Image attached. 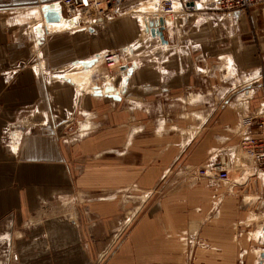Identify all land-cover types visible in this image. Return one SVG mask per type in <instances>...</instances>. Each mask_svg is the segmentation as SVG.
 <instances>
[{"label":"crops","instance_id":"obj_1","mask_svg":"<svg viewBox=\"0 0 264 264\" xmlns=\"http://www.w3.org/2000/svg\"><path fill=\"white\" fill-rule=\"evenodd\" d=\"M56 1L0 0V222L12 216L22 219L40 203H48L77 187L80 192L98 191L99 196L89 198L83 218L81 215L68 218L74 229L82 226V220H87V228L103 227L107 220L117 226L119 218L113 213L114 202L122 187L139 184L143 189H168L174 182L165 180L178 156L184 155L185 163L209 168L216 160L222 164V154L232 155L231 149L226 151L228 146L218 150L210 146L209 138L187 148L188 153H181L179 147L190 143L193 133L189 137L176 134L179 138L164 134L163 127L169 125L166 119H160L158 132L151 133L149 128L156 119L138 121V118L150 115L151 111H165L166 105L172 101L176 104V100L185 97L192 99L191 106L185 109L190 110L185 115L191 118V109L201 102L200 95L202 99L211 95L217 86V93L228 96L232 79L240 83L239 99L250 95L251 109L264 103L263 97L257 105L251 103L260 90L264 91V2L245 12L231 14L218 10L211 0H197L195 11H180L173 21L168 20L163 30L164 45L154 49L153 33L145 20L148 17L145 14L151 11H146L145 6L144 12L134 10L137 16L132 13L117 16L105 26L94 27V32L66 30L70 24L64 19L58 27H55L56 22L49 24L48 32L42 8ZM39 6L36 11L34 7ZM26 17L30 19L26 24H31L36 33L40 23H44L46 36L39 33L37 44L33 35L19 34L22 27L19 24H23ZM138 18L146 28L141 29ZM12 19L17 23H12ZM121 47L134 49L133 56L137 58L133 59L137 62L129 72L125 87L118 83L110 92H119V99L81 89L86 88V78L81 85L72 79L74 84L66 81L65 75L59 78L71 68L70 72H76L79 66L90 69L83 67L85 61L102 51ZM39 53H42L41 58ZM41 64L45 66L44 73L40 71ZM216 77L223 79L222 85H214ZM91 79L94 82L95 77L91 75L89 81ZM105 81L102 85L106 89L112 79ZM63 111L67 118L89 119L93 124H80V133L87 131L82 137L79 132L65 134L69 125L55 124L56 114L62 116ZM199 111H194L193 118L198 117ZM188 120L176 122L180 125L186 121L185 126H188L192 124ZM136 121L141 124H135ZM220 122L235 126L233 111L224 110ZM224 137L225 143L239 140L228 131ZM120 156L127 159L122 168L119 160H113ZM136 158L141 159L139 164L134 162ZM192 167V170L187 168L190 183L180 182L179 189L169 190L172 193L167 190L144 214L124 225L109 248L96 243L92 252L95 260L107 248L111 251L103 264H180L183 247L179 242L181 232H178L183 228L199 229L195 227L202 221L204 212L209 211L208 200L220 188L209 179H196L193 175L196 168ZM261 179L264 181L263 176ZM104 190L111 193L103 197ZM104 202L111 204L110 210L105 211L107 214ZM224 208L228 212L230 199L226 200ZM85 232L78 241L82 246L78 248L84 251L89 247L86 239L92 234ZM218 232L221 235L205 236L198 232L207 239V247L196 249L201 262L197 264H225L226 258L230 260V256L236 254V250L231 249L235 243L231 233L226 229H218ZM103 234V231H95L93 237L102 242ZM254 237L262 242L263 230ZM219 238L225 241H218ZM73 245L75 243L63 247L68 248L67 255L74 254ZM88 249L90 254L86 253V257L92 256ZM255 252L262 258L264 251L256 249Z\"/></svg>","mask_w":264,"mask_h":264},{"label":"rangeland","instance_id":"obj_2","mask_svg":"<svg viewBox=\"0 0 264 264\" xmlns=\"http://www.w3.org/2000/svg\"><path fill=\"white\" fill-rule=\"evenodd\" d=\"M142 1L143 2L141 3H139L138 0L129 1L127 5L134 4L133 9H137V11L140 10L144 12L145 11L143 9L144 6L146 7V11L157 10L155 8V6L157 7L156 0H152L147 3L144 0ZM149 5L152 6L155 5V6L153 8H148ZM37 8L40 9V6L34 7L36 11ZM131 13L137 15V13L135 12H131ZM145 15L149 16L150 14L148 12ZM156 15L157 13L156 14L152 13L151 14L152 17L147 18L148 20H150V30L153 33V38L151 43L153 44L154 49L156 48L158 49L164 45L159 35L160 29L156 28V26L158 25L157 23H159L158 18L157 17L155 18ZM24 16L29 17L30 15L24 14ZM27 17L26 19L23 18L22 20L23 24H19L23 28L24 26L26 28L23 29L22 27H20L21 31L19 32V34L21 35L23 32H25L24 35H26V37L28 36L31 37L32 33L30 32V29L32 31L33 29L31 28V26L26 24L28 23V19H29ZM139 23L141 29L146 28L140 19H139ZM100 25L102 26V24ZM100 25H95L94 27L97 26L96 28H98ZM88 31H93V30H88ZM121 48L123 49L127 47H121ZM133 50L134 49L130 50V55L128 58L125 57L123 62L124 65L121 67V71H117L116 73L109 74V72L103 67L104 65H102L100 61H98L95 57H93L92 60H89L91 61L90 64L85 65L83 63L84 64L83 67L86 66L87 68L94 69L95 66V70L93 71V73L90 72L87 75L86 74L82 75L83 78L86 77V82H84L85 80L84 78L81 83L83 82L86 83V88L82 86L83 88L81 87V89H85L90 93H92L93 95L100 94L101 92L97 91V88L99 89L102 88L101 86H103L102 83L105 81V79H112L111 82L108 81V84L106 85L107 87L109 86L114 87V85L118 83L120 86L125 87L129 72L131 69H133V67L130 68L131 63L135 64L137 62V60L133 59V58H137L133 56ZM127 61H129V63ZM95 63H98V66H96ZM42 69L43 68L40 67V71H42ZM70 71H73V69L71 68L70 70H67L65 74L62 73L60 74V76L65 75L64 77L66 78L65 80L71 83H73L72 81L77 82L75 78H72V81L71 79H68L67 75L74 73L80 74L79 72H81V70L80 71L76 70V72H70ZM91 75L95 77L94 80L95 83L93 82V79L89 81ZM222 80H223L222 78L216 77L214 81V85H219V84L222 85ZM81 83L78 85H81ZM78 85L77 88L79 89L80 87ZM230 86H231V93L228 96L227 95L224 96L221 95L220 93H217L216 92L217 86L216 89L214 90L215 91L214 93L204 97L207 99L205 100L204 98L202 99V95H200L201 102L199 103V106L194 107L196 110H200L198 113V117L193 118L194 111H196L195 109H191L193 110V112L191 113L192 114L191 118L186 117L185 113L187 111H185V109L191 106L190 102H192V99L189 100L188 98L185 97L183 99L176 100L177 101L176 104L172 101L170 105H166L165 111L156 110L153 113L151 111L150 115L147 114L145 115V117L143 116H139L140 118L137 117L138 121H142L145 119L152 120L155 118L156 120L155 121L153 120L154 122L151 124L149 128L151 129L150 132L154 133V131L158 132L159 120L166 119L169 125L167 126V128L163 127V131L165 130L163 133L171 135L173 138L174 137L179 138L178 135H182V136L188 135L189 137L191 136V133H193L194 136L192 138L193 140L190 141V143L185 142V144L187 143L186 146L185 144L184 145L182 144L185 147L183 148H180L182 146L179 147V149L182 150L181 153H184L187 148L190 147L192 148L198 143L201 144L200 142L202 140L203 141L206 140L207 138L211 139L212 143L210 146L214 145V147L217 148L216 150L228 146L226 148V151H229L230 149H234V152L240 151L241 149L239 148V140L238 141L234 140L231 143L229 142L225 143L227 142L225 140L226 136L223 138L224 133L227 131V128L230 126L232 127L233 125H227V124L222 125L220 122L221 114L226 109L233 111L237 122L236 112L233 108L229 107V104L239 99L237 94H239V90H241L240 89L241 87L237 79H232ZM105 92L107 93V95L108 94L111 96L116 95V94H110L111 91L106 90ZM262 97L264 98V91L260 90V92L256 94V98L254 99L255 101L254 100L251 101L252 106L257 105L258 101L261 100ZM186 103L189 104L186 105ZM138 111L141 112L140 109H138ZM189 112L190 110H188L187 113ZM63 113L64 115L62 116L56 114L55 124L58 125V123H60L64 125V123H67L69 127L68 130H65V134L68 132L70 133L79 132L78 133L79 137H82L87 131L80 133L79 130L80 124L82 122L91 123V120L87 119L86 121H84V119L82 120L80 119V117H77L78 118L77 119L73 116L67 118L66 111H63ZM145 113L147 112L145 111ZM154 113L155 115H153ZM183 118L189 119L188 121H190L192 124L185 126L186 121L185 122L183 121L184 123L181 124L179 123L180 125H178L176 120L177 121L186 120ZM138 121H136L135 124L140 125L141 123H139ZM76 135L77 133L74 134V136ZM237 158L239 160L240 159L244 160L243 156L240 158V156L237 155ZM106 159L110 160V158H106ZM113 160H119V165H120L119 167H121V165H126L125 162L127 159L126 157L120 156ZM185 160L186 159L184 155L182 157L178 156L174 160V163L170 165L171 166L169 169L170 173L168 174V177L165 181L170 180L174 182V184L168 189H165V187L161 189H158L159 187L153 189L151 188L143 189V187L141 188L139 184L133 187L132 185L130 186L126 185L125 187H122L120 192L116 194L115 202H114L116 205L114 207L113 213H116L118 215L120 222V223L118 222L117 226L111 223L110 220L109 221L107 220L103 223V227H99L98 225L93 228H87L88 225L87 220L83 221L81 219L82 226L78 227L77 229H74L73 226H71L70 224L72 221H70L68 218L74 215L77 216L81 215V217L83 218L84 216L82 215L85 213L84 210H86V205L88 204L89 198H94L93 195H98L99 193L98 191L80 192L79 189L77 190V187L76 190L72 189L71 193L68 194L62 193L48 203L47 202L40 203L37 209L31 211L27 215H24L22 219H15L12 216L7 221L0 222V264H101V263L103 264L105 260L107 261V256L111 251V249L110 250L107 249L111 246L109 244L111 242L113 244L114 241L117 240L118 233L120 234L121 230L127 224L129 225L131 223L130 221L133 218L136 217L138 218L141 214H144V212L149 208L150 204L152 203L154 204V202L157 201L160 197H162V195L166 193L167 190L168 192L172 193V191L169 190H173L175 188L179 189V186H181L180 182L186 181L187 183H190L188 181L189 175L187 173L188 171L187 168H190L189 170H192L193 169L192 166H195L196 169H203L206 166V165L203 166L202 164L192 165L189 163H185ZM122 162H124V164ZM134 162H136V164H139L141 162V159L136 158L134 159ZM170 162L172 161L170 160ZM218 162L220 161L216 160L215 162L216 165L218 164L217 166H221ZM246 164L248 165V163ZM250 167L252 171L249 172V174L247 175H244L245 173L241 174L242 172H238V173L234 172L230 176L229 181H224V182L222 181L216 183L219 185L217 186L220 188L216 190L214 194L215 196H213L212 198L210 197V199L208 200V203H210L209 211L204 212L203 215L204 217L202 221H200L199 225L195 227L199 229L197 230L194 229V231H192V229L183 228L185 230L182 229L178 232V233L184 231L188 232L189 230H191L188 232L189 234H191L188 236L189 242L193 241V244L195 245L192 248L193 252L191 254L188 253L191 247L188 249L187 253L183 252V261L180 264L201 263L196 253L197 252L196 249L205 246L207 247V243H206L207 239L202 237L200 234L203 233V235L205 236L221 235L218 232V229L228 230L231 233L235 242L234 244L231 245V249L232 250L235 249L236 254L230 256L231 257L230 260L226 258L225 264H261V261L262 264H264V258H261L260 254L258 255V252L257 253L255 252L256 249L257 251L258 250L264 251V240L260 242L254 237L256 233L259 234L261 230H263L264 233V184L262 182L263 179L260 178L258 169L252 166ZM135 182L137 184L138 181ZM110 193L111 191L104 190L103 197L109 195ZM222 193H225V195ZM223 197L225 198V201L223 200ZM229 199H230V209L228 208V212H225L224 205L226 203V200ZM110 205H111L110 202H104V213L105 211L110 210L108 209L110 208ZM224 225L225 226L228 225V227H225ZM85 231H88L89 234L92 233L91 234L92 237L91 235L88 234V232ZM95 231L97 232L103 231L104 234H103L102 242L100 239H97V241L94 239L93 234ZM197 231L200 232V234H198ZM83 232L87 233L86 235L90 236V239H86V240H88L89 243L88 248L91 249V253L94 252L93 247L96 246V243L99 247L102 243H103V247L107 246V248L102 253H100L99 257H97L96 260L94 258L95 256L93 253L92 256L86 257V253L87 255L90 254L88 252L89 250L88 248L85 251L78 248V246L82 247L81 245H79L80 242L78 241L79 239H81L80 237H82ZM113 235H115L114 238ZM234 236L235 237L238 236L237 240H235ZM211 240L214 241V239ZM218 241L224 242L225 239L219 238ZM72 243H75V245L71 246L72 248L75 249L72 252L74 254L67 255L68 252L66 250L68 248L63 249V247L69 246ZM105 253L107 254L105 255Z\"/></svg>","mask_w":264,"mask_h":264},{"label":"built area","instance_id":"obj_3","mask_svg":"<svg viewBox=\"0 0 264 264\" xmlns=\"http://www.w3.org/2000/svg\"><path fill=\"white\" fill-rule=\"evenodd\" d=\"M129 1L136 0H58L51 5L59 11L61 19L66 20L70 24L67 28H65L66 30H94L95 25H105L106 22L117 16L134 12V4L127 5ZM138 2L141 3L143 1L138 0ZM211 2H213L215 7L220 11L231 14H239L249 10L252 6L258 3H263L264 0H211ZM196 3L197 0L192 1V4H190V1L188 0H159L157 3V10L152 13H157L155 18H164L165 29V24L169 23L166 19L167 15H177L180 11L193 12L197 9ZM177 6L181 8L176 11ZM152 13H150L148 17H152ZM42 18L44 19V23L47 24L48 22L46 21L44 15ZM147 21L148 28L150 29V20L147 19ZM11 22L17 23V21H13V19ZM44 23H42V26ZM28 25L31 26V24ZM159 27L160 25L158 24L156 28L158 29ZM31 28L33 29L32 26ZM42 31V34L45 37L46 32L44 29ZM30 32L33 35V40L37 44L38 33H36L34 29L33 31L30 29ZM130 50L131 48L129 47L106 50L96 54L95 58L100 61L102 65H104L103 67L110 74L116 73L117 71H121V67L124 65L123 62L125 57L128 58L130 55ZM38 56L41 58L42 53H39ZM127 62L129 63V61ZM133 66L134 64L131 63L130 68ZM40 67L44 69L45 66L41 64L39 65V68ZM43 69L42 72L44 73L45 71ZM60 77L62 78L63 76L59 75V78ZM97 91L101 92L99 88H97ZM101 93H104L103 90ZM248 96L250 95H245V98L247 99H238L237 101H234L233 104H229V106H232L231 108H233L236 112L237 122L235 126L228 127L227 131L239 137V148L246 155L243 156V163H248V166L258 169L259 174H262L264 178V103L255 109H251ZM234 157L235 155L233 154L230 157L232 163L231 165H233ZM243 168L244 166H242L239 171L243 170ZM231 170L232 169L226 165L221 164V166H217L214 164L209 168L204 167L203 169H195L193 171V175L196 179L206 178L216 184L217 182L229 181ZM189 235L191 234L186 231L181 232L179 235V242L184 249L183 252L187 253L188 249L191 247L188 252L191 254L193 252L192 248L195 245L193 244V241L189 242Z\"/></svg>","mask_w":264,"mask_h":264},{"label":"bare ground","instance_id":"obj_4","mask_svg":"<svg viewBox=\"0 0 264 264\" xmlns=\"http://www.w3.org/2000/svg\"><path fill=\"white\" fill-rule=\"evenodd\" d=\"M146 3L147 2H149V1H152V0H144ZM157 2L156 3H158V1L159 0H156ZM155 4V3H154ZM155 5H149V7L148 8H153ZM197 7H198V5H197ZM155 8L157 9L158 8V6L156 7L155 6ZM179 8H181V7H179V6H177L176 7V11L179 9ZM153 11H151V12H149V14L150 13H152ZM174 16L175 15H173V14H169V15H167V17H166V19H167V21L169 20V19H171L172 21L174 20ZM146 20V22H147V19H145ZM44 21V20H43ZM63 20L61 19V20H59L58 22H56V25H55V23H52V22H48L47 24H45L46 26H47V29H48V26H49V24H51V25H55V27H58V25L57 24H59V22H62ZM41 24V26H39L37 29H40V31H38V33H40L41 35H42V33H43V29H44V26H42V23H40ZM170 25V24H169ZM43 27V28H42ZM166 28H167V26H166ZM45 30V29H44ZM48 31H49V29H48ZM45 32H46V30H45ZM95 65L96 66H98V63H95ZM80 68H76V70H79L80 71V69H81V71H84L85 70V74L87 75L88 73H90V69H83L82 68V66H79ZM94 68H95V66H94ZM67 78L68 79H72V78H75L76 79V81L80 84L82 81H83V79L84 78H86V77H84L83 78V76L81 75V74H77V73H74V74H70V75H67ZM111 82V81H110ZM94 87V86H93ZM101 92H102V90H103V92L105 93V87H102L101 89ZM231 154H233V155H235V157L233 158V165L230 167L232 170H231V175H232V173H234V172H236V173H238V172H242L241 174H244V175H247V174H249V172H251L252 171V169H250L251 167L250 166H248L247 164H245V163H243L244 161H242V159H238L237 158V155L238 156H240V158L242 157V156H246L241 150L240 151H236V152H234V149H231V152H230ZM229 153V154H230ZM230 157H231V155H230ZM242 166H244V168H243V170H241V171H238L239 169H241L242 168ZM260 176H261V178H262V174H260ZM244 177V176H243ZM242 177V178H243ZM263 258V257H262Z\"/></svg>","mask_w":264,"mask_h":264},{"label":"water","instance_id":"obj_5","mask_svg":"<svg viewBox=\"0 0 264 264\" xmlns=\"http://www.w3.org/2000/svg\"><path fill=\"white\" fill-rule=\"evenodd\" d=\"M190 4H192V3H190ZM42 9H43V15H44L47 22H56V21H59L61 19L59 11L53 5H51V4L44 5ZM158 21H159V23H157V24L160 25L159 35H160L161 39L165 42V37H164V33H163L165 20L163 17H160L158 19ZM40 29H37V30L40 31ZM90 63H91V61H85L84 62L85 65H88ZM106 90L107 91H113L114 87L109 86V87H107ZM113 96H114V98L119 99V95L117 92H116V95H113ZM221 163H222V165H226L229 168L232 166L231 165L232 164L231 158L229 155H226V154L221 155ZM262 257L264 258V253L262 254Z\"/></svg>","mask_w":264,"mask_h":264}]
</instances>
